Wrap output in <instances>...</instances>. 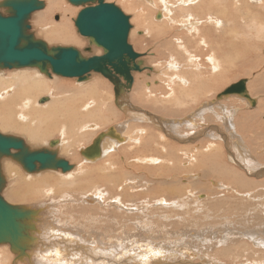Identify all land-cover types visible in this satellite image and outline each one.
<instances>
[{"label":"rangeland","instance_id":"rangeland-1","mask_svg":"<svg viewBox=\"0 0 264 264\" xmlns=\"http://www.w3.org/2000/svg\"><path fill=\"white\" fill-rule=\"evenodd\" d=\"M3 1L4 0H0V3ZM42 1L46 3V8L42 11L36 12L34 14L35 16L33 15L31 18L32 24L30 22L31 24L30 26H32L33 31L39 38H41V40L43 39L42 41H46L47 38L40 33L41 28L39 25L41 24H39L38 27L36 25V21L34 18L36 17L37 14L47 11L52 3L53 4L60 3L61 8H59L58 11L56 12H52V13L49 12L50 14L48 18L50 19L46 18V22H45L46 24L43 23L45 26L44 28H46L47 30L49 29L51 34L56 35L53 37L54 39H51L50 41L47 40L46 41L47 44L51 46L53 45L52 47H55V45L56 46L60 45L63 47L71 46L74 48L77 47L76 49L79 48L82 53L84 52L83 54H85L84 56L86 57L102 55L103 50H101V48L95 47L96 49L92 51V48L88 46V41H87L88 39L82 37L79 34L77 27L74 25V21L76 20L77 15L82 10L81 7H75L71 5L69 3V0H42ZM142 1L145 2V0ZM106 2L115 4L123 11V13L126 16L130 18L131 26L132 27L135 26V27L132 28L130 32L129 43L130 45H132L133 48H135V52L142 55V58H140L139 60L142 63L141 67L151 66V68L154 69V71H151L148 68H146L141 73L140 72L134 73L135 83L131 90V93L129 94L130 95L129 100L131 104L135 105L137 108L142 110V113L145 114L147 113L150 114L151 116L154 115L158 117V119L160 120L162 119L165 122L166 121L183 122L186 120L187 124L178 127V130L173 132L170 131L169 128L167 129L165 126H163V128H160L162 125L159 126V124L150 123L148 121L145 122L143 121L142 123L133 122L124 114H122L121 117H116L117 119L120 118L119 121H117V119L111 120L108 124L105 125L102 124L101 127L95 124L94 122L93 124L91 122L90 124L85 125V127L90 126L91 128L89 127L88 129L87 128L80 129V131L78 132L79 133L78 135L80 136L82 134L92 135L90 139L91 141L86 140V142L83 143L80 142L74 144L78 156V160L74 161L68 156L61 154L63 153L62 151H60V149L63 147L62 145H60L59 147L60 149L58 148L61 154L59 157L61 158L65 157L63 159L67 160L71 165L74 166V169L70 172L62 173L61 171L58 172L42 171V173L37 172L33 174L30 173L28 174L25 170H23L22 166H20L17 162L12 160L11 158H5L4 159L5 162H9L15 165L16 167H18V173H16L17 176L19 173L22 174L21 175L22 178L28 176L27 181H32L34 178H41L43 176L51 177L54 180H52L50 184L48 183L47 185L48 188H45V190H43V193L37 191L39 195L37 196V198H35L36 200H31L28 202H16L14 200L12 201L8 197V193L12 189L14 181L4 170V175L6 176L7 179V186L3 193L4 199H6L9 202L11 200L10 203L14 205L15 204L26 205L27 208L29 206L30 208L34 207V209L35 208L39 209L40 207L42 208L44 207V210H40L39 216L43 218L42 215H44V218H46L43 219L42 221L46 228L41 223L42 218L39 217L40 219H38L39 222L37 221V223L39 226L40 224L41 226L43 225L42 226L43 230L46 229L45 231L47 233H45V235L50 236L48 238H52L51 236H54L53 238L58 239L59 237H61V235H59L60 233L67 234L69 233V230H71L70 232H72L73 237H76L79 240L80 244L84 247L92 246L93 245L92 243L95 241V239L100 238L99 239L100 242L102 241L104 243L105 241L104 244H108V245L110 244L109 248L110 249L115 248L114 249L115 252L117 248H119L118 249L120 250L119 255L126 254L127 252L131 254H133V252L140 254L139 251L141 250L143 255L144 254L148 255V253L151 252L150 249H153L155 251L161 250L162 255H164L161 259L163 260H166L165 258L169 259L171 262H168V264L171 263L183 264L184 261L189 262V260L193 264H203L204 262L205 264H243V263L264 264V252H263L264 251V198H262V196L264 197V176L261 175L262 169H264V137H263L264 93L256 95L252 91V83L256 79L258 80V87L261 86L260 87L261 90L262 89L264 90V26H263L264 20H260L259 24H257L258 22L257 20L256 22L242 20L239 17L243 16V18L245 19L244 14H246V12H243L237 14L232 19L234 20V23H232L233 21L231 20L228 26H226L228 23H226V21H223V25L220 26V32H218V34L214 33L213 35H205L204 33H202V35L204 36L201 37L200 34L192 33V36H194L195 39L199 41L198 43L201 45H197L198 48H195L196 45H192L193 47L191 46V48H194L193 54L195 53L194 54L195 57L191 55L193 57V59H191L192 61L190 60V58L185 59L186 62L184 61L183 65L184 66L186 65V67L183 69V71H181V73L186 71L185 72L186 74L189 71L188 74H186V76L189 75V73H191L189 75L190 76L189 82H187L188 84H182L180 81H178L179 79L176 77V75H179L181 73H179L180 69L178 70L176 69L174 70V73L175 74L178 73V74L174 76L177 78V79L175 78V80H177L175 81L177 88L175 87V89L171 91L174 92L175 98L174 97L171 98L170 99L171 101L169 102L168 99L166 98L167 97L166 95L162 96L161 94L153 92L152 95L146 94V96L149 98H156L157 100L159 99L158 101H160V103L156 104L152 101L142 103V102H138V100L136 101L135 99H132V95H131L138 84L139 76H142L147 80L145 82L146 84L142 83L144 85V88H150V87L160 88V86H162L160 80L157 78V75H154L158 70L153 67L154 65H151L147 62L149 58L153 57V50L148 49V47L146 46L151 44V40L149 38V35L146 34L145 29L141 28L140 25V23L142 22L141 17L136 19L138 22L137 24L135 22V15H136L135 11L131 10L130 12V9L126 7L125 2L123 0H106ZM243 2L248 5L247 10L250 7V10H252L255 13V15L257 14L256 11H260L264 14V0L260 4L252 3L250 0L241 1L240 3ZM225 3L235 4L234 0H220V6H222ZM135 6L136 8L140 9L138 15L143 16L145 12L147 13L150 22L148 23V25L151 28H154L155 26L154 24H158L157 22L160 21V19H157L156 16L158 11H156L155 9L153 10V8L149 7L148 4L146 5V3L140 1H136ZM65 9L69 10L67 11L68 14H64L66 13ZM141 10H143L142 11L143 14H141L142 13ZM225 15L229 16V18L234 16L233 13L229 15L228 14ZM155 16L156 18H154ZM256 16H260V15H256ZM57 17H59V20H56ZM63 22H66V24L61 25L60 26L61 29H59L58 27H53L57 24H62ZM205 36H208V38H206ZM142 38H145L146 40L148 39L149 41L143 45L141 50L138 51L137 50L138 48L135 45V40H139ZM202 38H206V39L202 40ZM67 39L73 40L75 43L63 44V42ZM201 41L203 42L205 41L206 45ZM215 41L216 43L217 42L218 43L216 44ZM207 44L209 45L211 50L205 49V47L208 46ZM144 46L147 47L146 50H142L144 49ZM87 47L91 49V52H85V50L88 49ZM198 51L199 53L197 54L196 52ZM206 51H208L207 52L208 55L207 54L203 55V53H206ZM214 56L218 57V59H216L215 62H212L214 60H211L209 58H213ZM163 58L165 59L167 57H163ZM198 68H200V71L198 70ZM194 69L198 71L200 78L201 75H203V78L205 80L204 82H206L203 83L202 86H200L203 88L200 91H198L200 87L197 88L195 86V81L199 79H196L194 81V76L197 72ZM19 71H25L28 73L39 72V75L44 80H47L48 82L51 83L53 82H64L65 84L72 83L76 86L75 91H77L78 93L79 90H81L79 88H81L83 84L90 83L92 81L91 79L97 77L101 81L99 86L100 92L103 95H105L107 98H112L110 100L111 103H109V107H107V109L119 113H121L122 111L116 108V106L113 103L115 94L112 89L111 83L108 81V79L100 76L99 74L96 73L91 74L90 77L87 79V81H84L82 83L78 82L76 78L70 79V78H62L58 76L49 78L48 76L46 75L44 76V74L40 73V71H38L37 69L35 70L34 68H25V69H17V70L15 69L1 70L0 74L4 78L5 77L8 78V76L16 74ZM243 79H248L247 90L251 98L256 101L255 106H253L251 103L249 104V101L247 102L246 99H243L242 97L239 98L240 96L238 95L229 96L230 98L225 97L224 99L216 103L217 95H220L231 85L238 83ZM158 83H160V86ZM211 89L212 92L210 91ZM60 91H63V89L58 85L57 87L54 88V92L52 91V92L44 93L41 96H38L35 99V101H31L32 108L27 109L26 112L33 113L36 117H40L42 121H40V119L33 118V116L30 117L26 116L23 117L24 119L22 118L24 120L22 121L25 122L24 124L29 128H31L32 130H38L46 133L48 132L46 130H49V127H47L45 124V121L47 119L52 118L53 120L52 125L59 126L61 122L60 118L62 119V117L65 114H68L65 113L66 105H64L63 111L56 110L57 108V105H55L56 102L62 101V97L59 95ZM206 91H208V93H206ZM45 97H49L50 101H47L45 103H40V100ZM84 99L89 100L90 96H87ZM75 100L79 101V99H75ZM3 101L4 100H0V104L3 103ZM72 104L73 101L71 99V105ZM50 105L53 108H49L51 107ZM90 107H91L90 112L95 113L98 111L93 106ZM1 108L2 105L0 106V109ZM44 108L47 109H45V111L42 114H37L39 110ZM258 108L262 110L261 112L262 115L260 114L255 115L254 112L256 111L258 112L259 111ZM21 109L23 108H20V110ZM79 109H81V106ZM104 109H105V105H102L100 107V112L98 113L99 117H101L102 110ZM88 118L89 115L86 117V119L83 118L82 121L80 120L79 122L84 123L86 121H92V119L90 118L88 119ZM26 119L27 121H25ZM199 119L201 121H199ZM98 121H100V119ZM126 121L128 122L127 123L128 125L125 128L126 130L124 129V131H122L120 129V133H123L125 137L127 135V137L133 139L135 138L141 139L139 149L143 150L144 148L145 150L149 149V151L151 149V153L149 155L150 157L146 160L143 159L142 155H140L139 160H135L133 156L131 159H128V162H132L131 165L136 164L140 168L138 170H135L136 174L133 175V178L132 176L127 177V174H132L131 173L132 171L127 167H124L127 159L121 153L126 154V151L128 150L131 151V152L128 151V153L137 154L140 152L136 150L137 147L133 145V142L131 140L127 141L123 145L119 144L116 151L112 152L111 154V156L114 155L112 158L113 165H111V168L117 171V173H123V171H125V174H123V177L121 178L119 184L116 185L115 187H111V189L113 190H111L109 187L105 185L103 186L98 185L93 189L92 187L91 188L89 187L86 190H82V191L79 190L78 193L79 197L75 196L76 198L78 197L77 200L78 199L79 200L75 202L73 200V196H71L72 194L70 193V189L71 191L75 190L77 186L76 184L78 183V180L73 177L75 175L74 173L76 171L85 172L88 168L100 166L105 162V160H107V157L106 158L101 157L100 159H97L95 161L86 160L82 157L80 150L81 149L83 150L85 147L87 146L89 147L90 145H92L94 142L93 140H95L97 136H99L104 131H107L109 128L117 127V125L120 126L119 123L122 125ZM165 128L167 130H165ZM212 129H216L218 131L214 130L213 132L214 134L210 133L211 134L210 135L209 132L212 131H208V130H212ZM219 129L220 130L222 129V131H220ZM142 130H143L141 134L142 136H140L138 133L137 136H135L136 132L139 131L141 132ZM163 130L170 132L171 137L168 134H166V132H163ZM144 131L146 132V134ZM8 132L9 133L0 130V133L1 134L3 133V135L8 134L11 136H18V137L21 136V138H24L29 144H31L30 146H32L33 149L36 150H40L43 147L45 148L48 145V143L53 140H57V139L61 140L60 132H54L55 135L51 138H48V140H46L44 144L35 143L31 139H28L29 136L25 132H16L12 130H8ZM143 134L145 137L142 145ZM213 135L215 136L217 135L218 139ZM204 136L205 138L201 139ZM188 137L190 138L187 139ZM199 138L201 140H198ZM225 139L228 140L225 141ZM110 142L117 144V142H115L114 140H110ZM146 144L148 148L145 147ZM157 144L159 145V149L163 152L162 154L161 153L154 154ZM197 145L200 146L199 152L203 150L205 151V149H209L210 146L212 147L211 152L212 153L213 151L215 152L214 158L217 159L218 164H221L223 166V168L220 169V175H217L215 177L204 176L203 171L209 170L207 166H204V164H203L202 172L198 170L199 169L198 167L202 165V162H199L200 157L198 160H195L197 154H195L194 148L197 147ZM48 146L47 148H50V146L49 147ZM164 149H166L167 152L169 153L167 154L168 158H166L165 155L166 151ZM237 149L243 154L249 156V158L245 157V159L249 161L252 167L251 166L245 167V165L243 164L244 168H241L239 167V165L235 163L236 161L238 162V160H240L237 157L238 156ZM204 153L208 154L210 152L207 151ZM229 154L230 156L231 155L233 156L235 154L234 158L236 161H234V158L232 159V157H230ZM155 157L158 159V166L152 165L153 167L152 168L151 166L145 165L147 161H152V160L156 161L157 159ZM230 158L232 160H230ZM190 162L191 164L189 165ZM81 163L82 165H80ZM160 165L161 166L166 165V167L169 166V168L163 170L160 169L159 167ZM224 166L227 168V170ZM258 174L261 175L262 177H257ZM167 175L169 176V178L167 179L171 178L170 180L164 178V176ZM60 178L64 180L63 183H61L62 185L57 181V180L62 181ZM164 181H167V183L165 182L166 184H163ZM157 182H159L164 186L171 185L175 189H179L181 191L179 195L181 194L186 195L188 206L186 207L182 206L184 208L182 207L179 208L178 205H181V203L175 201L176 199L170 200L168 201L169 202L168 203L166 201H163L162 198H159V196H163V197L165 196L158 194V193H164V191L162 189H156ZM127 183L128 185L126 188H128L130 185V190L123 192L121 186H123L124 184L126 186ZM44 187L45 185L42 188ZM65 187L66 188L68 187V189H66ZM72 187L74 189H72ZM100 188L101 190H99ZM46 189L48 190L46 191ZM94 189H98V190L95 191ZM49 192H52V194ZM98 192L101 194L102 193L106 194L103 200H101L99 197L97 198V196L95 198L94 195L98 194ZM65 193L69 194L67 196L68 197L70 196V198H72L71 201L73 202H68L66 199H64L63 201L61 199V197ZM179 195H178V199L184 200L183 199L184 196L180 198ZM90 197H93L95 200L90 201ZM117 198L119 199V202L114 203L115 199L117 200ZM37 199L40 200L38 201ZM188 199L190 200V202ZM159 202L162 203L160 204ZM173 202L175 204L178 203L177 209H173L169 207L170 210H165L166 206H169L170 204L172 205ZM77 206H78L77 208L78 212L77 210H74V208ZM151 206H153V208ZM160 206L163 207V209L160 208ZM212 206L213 207L215 206V208H213ZM96 207L100 210H105L104 212L111 213L113 216L111 220L105 221L100 218H97L93 214ZM84 208L85 211L82 210ZM67 212H68V217H67ZM113 212H116V214H120L121 216L118 217L117 215L113 214ZM164 216L165 218L170 216V220L167 221V219H165ZM48 222L55 229L49 227V225L47 224ZM136 226L138 229L136 228ZM103 228L107 229V231L104 234H102L103 232L100 233L101 229ZM139 228L141 229L139 230ZM240 231L242 233H239ZM38 232L32 233L31 231L30 233L36 234V237L38 236L39 238V236L41 237L42 235H40L41 233L39 234ZM52 232L55 234H53ZM56 232L58 233V235H56L57 234ZM110 235L111 237L112 236L113 237L111 238ZM230 235L232 238L229 237ZM251 235L253 238L251 237ZM47 236L46 237L44 236L45 240H47ZM107 236L108 238L110 237L111 239L110 238L107 239ZM258 237L261 239H259ZM37 241L39 242L38 239ZM155 245L157 247L156 249H154ZM244 246L245 248L248 249V251H251L252 254L245 253L246 251ZM121 249H123L124 252L121 251ZM231 249H236V251L234 250L235 251L234 253H227L225 256L224 252L226 250H231ZM242 253H244V255H242ZM41 259L42 262L40 264H44L45 263L44 261H47L44 257H41ZM13 260H14V256L10 251L9 247L6 245L4 246L0 245V264H12L14 263ZM163 260H161L160 264H166V263H162ZM174 261L176 263H174ZM34 262L35 259H32L31 263L34 264ZM19 264H29V262L28 263L19 262Z\"/></svg>","mask_w":264,"mask_h":264},{"label":"bare ground","instance_id":"bare-ground-1","mask_svg":"<svg viewBox=\"0 0 264 264\" xmlns=\"http://www.w3.org/2000/svg\"><path fill=\"white\" fill-rule=\"evenodd\" d=\"M42 1V0H41ZM125 2V5L128 9H130V12L131 10H134L136 15H135V22L138 24L137 20L139 17H141V20L142 22L140 23L141 25V28H144L145 31H146V34L149 35V38L151 40V44L150 45H146L148 47V49H152L153 50V57L149 58L148 59V63L151 64V65H154L153 67L156 68L157 72L156 74L154 75H157V78L160 80L162 86H160V83L159 86L160 88H144V84H146L145 82L147 81L144 77L142 76H139L138 77V84L135 88V90L132 92V99H135L136 101L138 100V102H154L156 104L160 103V101H158L156 98H149L146 96V94L148 95H152L153 92H156L158 94H161L162 96H167L166 98L168 99V101L170 102L171 98H175V94L174 92H171L175 89L176 87V84H175V78L177 77L182 84H188L187 82H189V79H190V74L186 76V74H188V72L185 74V72H182L183 69L186 67V65L184 66V61L186 62L185 59L187 58H190L193 59V57H195V53L193 54L194 52V48H191L192 45H201L199 44L195 37L192 36V33H196V34H200L201 37H203L204 35H202V33H204L205 35H213L214 33L218 34V32H220V26L223 25V21H226V23H228L226 26L229 25L230 21L237 15V14H240V13H243V12H246L245 15V19L243 18V16H240L239 18L242 19V20H248V21H254L256 22V20L258 21L257 24L260 23V20H264V14L260 11H256L257 14L256 15H260V16H256L255 13L250 10V7L249 9L247 10L248 8V5L246 3H240L241 1H245V0H234L235 4H231V3H225L223 4L222 6H220V0H145L142 1V0H123ZM136 1H140V2H143V3H146V5L148 4L149 7H152L153 10L155 9L157 12L156 16H157V19H160V21H158L157 23L158 24H154V28H151L148 23L149 22V18L147 16V13L145 12L144 15H138L139 13V10L138 8H136L135 6V3ZM252 3H256V4H260L261 2H263V0H250ZM257 1V2H255ZM44 2V1H43ZM48 3V2H47ZM52 3V2H51ZM239 3V4H238ZM46 5V3H45ZM141 5H144V4H141ZM61 4L58 3V4H51L50 8L43 12V13H39L36 15V17L34 18L35 21H36V25L40 26L41 28V31L40 33L47 38V40H51V39H54L53 37L56 36V35H53L50 33V30L44 28V24L46 22V18L49 17V14L52 13V12H56L58 11ZM65 6V5H64ZM46 8V6H45ZM44 8V9H45ZM144 8V7H143ZM43 9V10H44ZM63 10V8H62ZM67 11L69 10H66L65 9V12L64 14H68ZM143 10H141L142 12ZM50 12V13H49ZM153 12V11H152ZM63 13V12H62ZM233 13L234 16L233 17H230L225 15V14H231ZM35 13L32 14V16L34 15ZM143 14V12L141 13ZM79 15V14H78ZM77 15V17H78ZM31 16V18H32ZM35 16V15H34ZM156 16L154 18H156ZM69 17V16H68ZM50 19V18H48ZM77 19V18H76ZM241 20V21H242ZM32 20L30 19V22ZM50 21V20H49ZM76 21V20H75ZM75 21H74V25L76 26L75 24ZM234 23V20H232ZM29 22V23H30ZM71 22V21H70ZM244 22V21H243ZM34 23V22H33ZM49 23H52V22H49ZM32 24V22H31ZM30 24V25H31ZM46 24V23H45ZM66 22H63L62 24H57L53 27H58L59 29H61V25H65ZM38 26V27H39ZM42 26V27H41ZM264 26V25H263ZM34 27V26H33ZM135 27V26H134ZM132 27V28H134ZM138 27V26H137ZM78 29V28H77ZM224 30V29H223ZM33 28L31 26V33L34 34L35 38L36 39H39L41 40V38H39L35 32L33 31ZM79 32V31H78ZM68 33V31H67ZM65 34V33H64ZM63 34V35H64ZM215 34V35H216ZM220 34V33H219ZM62 35V36H63ZM134 36V35H133ZM132 36V37H133ZM218 36V35H217ZM224 36V35H223ZM206 38H208V36H205ZM56 38V37H55ZM65 38V37H64ZM76 38V37H75ZM130 38V37H129ZM206 38H202V40H205ZM213 38V36H212ZM87 39V38H86ZM211 39V38H209ZM217 39V38H216ZM43 40V39H42ZM46 40V41H47ZM44 41V42H46ZM88 41V46L90 48H92V51L95 50L96 46L93 45L89 40ZM149 40L145 39V38H142V39H139V40H135V45L137 46V50H141V48L143 47L144 44H146ZM209 41V40H208ZM214 41V40H213ZM220 41V40H219ZM203 42V41H201ZM47 43V42H46ZM75 43L73 40H70V39H67L63 42V44H73ZM150 43V42H149ZM194 43V44H192ZM205 45L207 43V40H206V43L205 41L203 42ZM213 43V42H212ZM216 43V41H215ZM214 43V44H215ZM218 43V42H217ZM216 43V44H217ZM220 43V42H219ZM208 45V44H207ZM53 46V45H52ZM51 45H49V47H52ZM56 46V45H55ZM60 46V45H59ZM135 46V47H136ZM144 46V49L142 50H146L147 47ZM195 48H198V46ZM63 47V46H62ZM69 47V46H68ZM71 47V46H70ZM87 47V48H89ZM193 47V46H192ZM205 47V46H204ZM219 47V46H218ZM77 48V47H75ZM172 48V49H171ZM202 48V46H201ZM213 48V47H212ZM79 49V48H78ZM206 50H209L210 47L209 45L207 47H205ZM80 50V49H79ZM102 50V49H101ZM135 50V48H134ZM202 50V49H201ZM211 50V49H210ZM248 50V49H247ZM197 51V49H196ZM205 51V50H204ZM213 51V50H212ZM216 51V50H215ZM202 52V51H201ZM201 52H200V55H201ZM208 51H206V53H203V55L207 54ZM246 52V51H245ZM84 53V52H83ZM145 53V52H144ZM188 53V54H187ZM197 54L199 53L196 52ZM210 53V52H209ZM103 54V53H102ZM85 55V54H84ZM193 55V57L191 56ZM208 55V54H207ZM211 55V54H210ZM215 55V54H214ZM189 56V57H188ZM199 56V55H198ZM197 56V57H198ZM218 56V55H217ZM89 57V56H88ZM163 57H167V58H163ZM186 57V58H185ZM201 57V56H200ZM204 57V56H202ZM209 57V56H208ZM162 58V59H161ZM147 59V58H146ZM197 59V58H196ZM211 60H214L212 62H215L216 59H218V57L214 56L213 58H209ZM192 61V60H191ZM203 61V60H201ZM193 63V62H192ZM200 64V62H199ZM203 64V63H202ZM201 64V65H202ZM204 65V64H203ZM156 66V67H155ZM203 67V66H202ZM206 67V66H204ZM143 68H148L149 70L151 71H154V69L150 67H147V66H144ZM193 68V66H192ZM36 70V68H34ZM179 70V75H176L178 73H174V70ZM188 69V68H187ZM197 69V68H196ZM194 69V70H196ZM17 70V69H15ZM38 70V69H37ZM198 70L200 71V68H198ZM1 71V70H0ZM39 71V70H38ZM51 71V70H50ZM170 71V72H169ZM197 71V70H196ZM143 72V71H142ZM51 73V77L49 78H52V77H56V75H54L52 72ZM141 73V72H140ZM201 73V72H200ZM245 73V72H244ZM93 74V73H91ZM90 74V75H91ZM98 74V73H96ZM100 76H102L101 74H99ZM176 75V77L174 76ZM45 76V75H44ZM198 74V71L196 72L195 76H194V81L196 79H199L197 81H195V86L198 88L200 86H202L203 83H206L204 82V78H203V75H201V78ZM60 77V76H58ZM103 77V76H102ZM198 77V78H197ZM254 77V76H253ZM63 78V77H62ZM105 78V77H104ZM176 78V79H177ZM70 79H74V78H70ZM154 79V78H153ZM151 79V80H153ZM52 80V79H51ZM76 80L78 81V79L76 78ZM75 80V81H76ZM92 81L90 83H87V84H83L81 86V90H79V93L77 91H75V85L74 84H65L64 82H48L47 80H44L40 75H39V72H33V73H28V72H25V71H19L17 72L16 74H13L11 76H8V78H4L3 76H1L0 74V100H4L3 103L0 104V106L2 105V108L0 109V130L3 131V132H8V130H12V131H16V132H25L28 134V139H31L33 142L35 143H42L44 144L46 142V140H48V138H51L55 135L54 132H60L61 134V140L57 139V140H53L55 142H57V145H56V150L58 151V156H60L61 154H64L65 156H68L69 158H71L72 160H78V156H77V153H76V149H75V146L74 144H77V143H83V142H86V140H90L91 139V136L92 135H89V134H82L81 136L78 135L80 129H88L90 126H86L87 124H90L92 122L97 124L98 126L101 127L102 124H108L111 120H116L117 118L116 117H121L122 114H124L126 117H128L131 121L133 122H145V121H148L150 123H154V124H159V126H161L160 128H163V126H165L167 129L169 128L170 131H173L175 132L176 130H178V127H181L183 125H186L187 122L186 120L181 122V121H178V122H175V121H163L162 119H158V117L154 116V115H150V114H145V113H142V110H140L139 108H137L135 105H132L130 100H129V94L131 93V90L134 86V83H135V79H134V83L132 85V87L130 89H127L125 88V81L123 78H121V83H122V86H120V90H119V97L116 96V93H115V85L112 84L109 80V82L111 83L112 85V89L114 91V94H115V98L113 99V103L114 105L116 106V108L122 110L121 113L119 112H116V111H110L107 109V107H109V103L110 100L112 98H107L105 95H103L101 92H100V89H99V86H100V79L97 78V77H94L93 79H91ZM137 80V79H136ZM248 81V79H246ZM87 81V80H86ZM174 81V82H173ZM250 81V80H249ZM80 82V81H78ZM82 83V82H81ZM149 83V82H148ZM154 83V82H153ZM59 87H61L63 89V91H60L59 95L62 97V101H57L55 105H57V108L56 110H64V105L65 106V113H68V114H65L62 119L60 118V124L59 126H54L52 125L53 123V120L52 118L51 119H47L45 121V124L47 127H49V130H46L48 131L47 133L46 132H42V131H38V130H32L31 128H29L28 126H26L23 122L24 118L23 117H30V116H33V118H36V119H40V117H36L33 113H30V112H26L27 109H31L32 108V102L31 101H35V99L38 97V96H41L42 94L44 93H48V92H54V88L57 87L58 85ZM248 84V83H247ZM149 85V84H148ZM154 85V84H153ZM215 86V85H214ZM181 87V86H180ZM178 87V88H180ZM183 87V86H182ZM185 87V85H184ZM261 86L258 87V80L256 79L253 83H252V91L254 92V94L256 95H259V94H263L264 93V90L260 88ZM177 88V87H176ZM201 89H203L202 87H200L198 89V91H200ZM185 90V89H184ZM214 90V89H213ZM182 91V90H181ZM212 92V89L210 90ZM209 91V92H210ZM248 91V90H247ZM206 93H208V91H206ZM249 94V92H248ZM51 95V94H50ZM250 95V94H249ZM87 96H90V99H84L85 97ZM219 95L216 96V98L218 97ZM110 97V96H109ZM152 97V96H151ZM236 97V96H235ZM251 97V96H250ZM45 98H48V101H50V98L49 97H45ZM43 98V99H45ZM230 98V97H228ZM241 98V97H239ZM71 99L73 101V104L71 105ZM75 99H79V101H76ZM224 99V98H222ZM221 99V100H222ZM244 99V98H243ZM42 100V99H41ZM40 100V101H41ZM135 101V102H136ZM220 100L217 99L216 103H218ZM248 102V100H247ZM82 104V105H81ZM148 104V103H147ZM246 104V103H245ZM250 104V102H249ZM68 105V106H67ZM102 105H105V109L102 110V114H101V117L98 116V113L100 112V107ZM244 105V104H243ZM51 106V105H50ZM81 106V109H79ZM90 106H93L94 108H96L98 111L97 112H90ZM20 108H23L20 110ZM49 108H53L52 106L49 107ZM45 109L47 108H44V109H41L37 112V114H42ZM258 112H254L255 115H262L261 112L262 110H260L258 108ZM195 112V111H194ZM52 113V112H51ZM150 113V112H149ZM200 114V113H199ZM89 115V118L92 119V121H86L84 123H80L79 121L84 118L86 119V117ZM202 116V115H201ZM23 118V119H22ZM54 118V117H53ZM88 118V119H89ZM194 118V117H193ZM100 119V121H98ZM128 119V120H129ZM146 119V120H144ZM23 120V121H22ZM119 119H117V121H119ZM127 120V121H128ZM205 120V119H204ZM27 121V119L25 120ZM122 122L123 124L121 125L119 123L120 126L117 125V127H113V128H109V129H112V133L113 135L112 136H109L107 138H105V140L102 142L101 144V151H102V154L101 156L98 158L100 159L101 157L103 158H106L107 157V160H105V162L103 164H101L100 166H97V167H93V168H88L85 172H78L76 171L74 174V178L78 180V183L76 184V189L75 190H72L70 189V193L72 194L71 196H73V200L75 202H77V198L79 197L78 196V193H79V190H86L87 188H95L97 187L98 185H105L107 187H109L111 189V187H115L116 185L119 184V182L121 181V178L123 177V174H125V171H123V173H117V171L113 170L111 168V165L112 164V158L114 155L111 156L112 152H115L118 145H123L125 144L127 141H132L133 142V145H135V147H137L136 150H138L140 153H128V151H126V154L124 153H121L126 159L127 161L125 162V166L124 167H127L128 169H130L132 172V174H127V177L128 176H132L133 178V175L136 174L135 170H138L140 167H138L136 164H133L131 165L132 162H128V159H131L132 156L134 157L135 160H139V157L140 155H142L143 159H148L150 156V153H151V149L149 151L148 150H145L143 148L142 149H139L140 148V142H141V139L139 138H130V137H126L124 136L123 133H120V129L122 131H124V129L127 127V123L128 122ZM199 121H201L199 119ZM196 122V121H195ZM201 123V122H200ZM228 124V123H227ZM94 127V126H93ZM130 127V126H129ZM172 127V128H171ZM231 127V126H230ZM91 128V127H90ZM159 128V129H160ZM165 128V130H167ZM203 128V127H202ZM47 129V128H46ZM108 129V130H109ZM196 129V128H195ZM7 130V131H6ZM45 130V129H44ZM107 130V131H108ZM126 130V129H125ZM163 130V132H166V134H168L170 136V132H167ZM191 130V129H190ZM193 130V129H192ZM215 131H218L216 129H212V130H208V131H212V132H209L210 133H213ZM220 130V129H219ZM222 131V129L220 130ZM224 131V130H223ZM252 131V130H251ZM106 132V131H104ZM136 132V131H135ZM143 130L140 132H136L135 136H137V133L142 136ZM145 132V131H144ZM206 132V131H205ZM133 133V132H132ZM217 133V132H216ZM215 133V134H216ZM229 133V132H227ZM3 134V133H2ZM11 134V133H10ZM146 134V132H145ZM187 134V133H186ZM194 134V133H193ZM208 134V135H209ZM214 134V133H213ZM224 134V133H223ZM8 135V134H7ZM44 135V137H43ZM131 135V134H130ZM178 135V134H177ZM190 135V134H189ZM211 135V134H210ZM218 135V134H217ZM215 136L216 138L218 136ZM228 135V134H227ZM129 136V135H128ZM18 137V136H16ZM98 137V136H97ZM144 134H143V137H142V145H143V142H144ZM171 137V136H170ZM213 137V138H215ZM256 137V135H255ZM259 137V136H257ZM263 137H264V134H263ZM21 138V136L19 137ZM190 137H188L187 139H189ZM204 137H202L201 139H204ZM208 138V137H207ZM26 145L31 149V150H36V149H33L32 146H30L31 144H29L24 138H22ZM183 139V138H182ZM200 138L198 140H201ZM218 139V138H217ZM216 139V140H217ZM59 140V141H58ZM110 140H114L115 142H117V144H114L113 142H110ZM193 140V139H192ZM220 140V139H219ZM228 140V139H225V141ZM29 141V140H28ZM51 141V142H53ZM91 141V140H90ZM94 141V140H93ZM177 141V140H176ZM180 141V139H179ZM195 141V140H194ZM51 142L48 143L51 144ZM187 142V141H185ZM92 143V142H91ZM192 143V141H191ZM232 143V142H231ZM89 144V143H88ZM228 144V143H227ZM47 145V146H48ZM60 145H62L63 147L60 149ZM235 145V144H234ZM47 146L45 148H47ZM50 146V145H49ZM48 146V147H49ZM91 146V145H90ZM239 146V145H238ZM88 147V146H87ZM87 147L83 148L86 149ZM146 148L147 147V144L145 146ZM200 146L197 145V147H195L194 149V152L196 155L195 157V160H198L199 157H200V161L199 162H202V165L200 167H198L199 171L202 172V169H203V164L204 166H207L208 167V171L204 170V176H208V177H215L217 175H220V169L223 168V166L221 164H218V161L217 159H215V152L213 151V153L211 152L212 150V147L210 146L209 149H205V151H200ZM240 147V146H239ZM44 148V147H43ZM62 151L63 153L60 154V151ZM234 148V147H233ZM260 148V147H259ZM83 149V150H84ZM127 149V148H125ZM124 149V150H125ZM135 149V148H134ZM188 149V148H187ZM244 149V148H243ZM82 150V149H81ZM80 150V152H81ZM166 151V158H168L167 154H169L167 152L166 149H164ZM182 151V150H181ZM210 152L208 154H205L204 152ZM238 158L243 162H241L240 160H238V162L235 160L234 158V155L229 156L232 157V159L234 158V161H236L235 163L237 165H239V167L241 168H244V165L245 167H248V166H251L252 165L249 163V161L247 159H245V157H248V155H245L243 154L242 152H240L238 149ZM236 151V152H237ZM131 152V151H130ZM180 152V151H179ZM235 152V153H236ZM244 152V151H243ZM142 153V154H141ZM162 154L163 152L159 149V145L157 144L156 148H155V153L154 154ZM248 153V152H247ZM190 154V153H189ZM235 156V157H236ZM60 158V157H59ZM65 158V157H63ZM156 158V157H155ZM157 159V158H156ZM230 158V160H232ZM237 159V158H236ZM190 160V159H189ZM143 161V160H141ZM83 163V162H82ZM82 163L80 165H82ZM146 163V162H145ZM149 163V164H147ZM147 163L145 164L146 166H151L152 165H157L158 166V159L156 161H147ZM191 164V162L189 163V165ZM244 164V165H243ZM115 165V164H114ZM261 165V164H260ZM21 166V165H20ZM39 167V165H37ZM168 166V165H167ZM226 166V165H225ZM224 166V167H225ZM160 169H163V170H166L168 167L165 166H159ZM228 167V166H227ZM153 168V167H152ZM150 168V169H152ZM158 168V167H156ZM226 168V167H225ZM250 168V167H249ZM79 169V168H78ZM4 170L5 172L12 178V180L14 181V184L12 186V189L10 190V192L8 193V197L13 201H16V202H28V201H31V200H36L35 198H37V196L39 195L37 191H40L41 193H43V190H45V188H48V183L50 184V182L52 180H54L53 178L51 177H47V176H43L41 178H34L32 181H27V177L28 176H25V178H22L21 175L22 174H18V176L16 175V173H18V167H16L15 165L9 163V162H5V160H2V174L3 176L5 177L6 179V176L4 175ZM24 170V169H23ZM110 170V171H109ZM186 170V169H185ZM227 170V168H226ZM264 169H262V173L261 175L264 176ZM44 172V171H43ZM58 172V171H56ZM165 172V171H164ZM200 172V173H201ZM225 172V171H224ZM42 173V172H40ZM29 174V173H28ZM138 174V173H137ZM248 174V173H247ZM260 174V172H259ZM257 175V177H262L261 175ZM61 175V174H60ZM71 176V175H70ZM183 177V176H182ZM197 177V176H196ZM64 178V177H63ZM131 178V179H132ZM138 178V177H137ZM165 179L169 178V176H164ZM61 179V178H60ZM65 179V178H64ZM171 179V178H170ZM170 179H167V180H170ZM62 180V179H61ZM68 180V179H67ZM129 180V179H128ZM140 180V179H139ZM157 180V179H156ZM60 184L63 183L64 180L60 181V180H57ZM125 182V181H124ZM123 182V183H124ZM167 181H164L163 184H166ZM186 183V182H185ZM66 184V183H65ZM108 184V185H107ZM190 184V183H189ZM212 184V183H211ZM45 185L44 188H42L43 186ZM62 185V184H61ZM128 185V183L121 186L122 187V190L123 192L127 191V190H130V185L128 188H126ZM6 186H7V179H6ZM66 186V185H65ZM132 186V185H131ZM215 186H216V183H215ZM224 186V185H222ZM9 187V186H8ZM60 187V186H59ZM62 187V186H61ZM101 187V186H100ZM106 187V188H107ZM134 187V186H133ZM139 187V186H138ZM66 188V187H65ZM120 188V187H119ZM118 188V189H119ZM126 188V189H125ZM68 189V187L66 188ZM72 189H74L72 187ZM156 189H162L164 191V193H158V194H161V195H164L165 197L163 196H159V198H162L163 201H170V200H175V201H178L179 203H181V205H178L179 208H181L182 206H188V202H187V199H186V195L184 194H180V190L179 189H175L173 186L171 185H168V186H164L162 184H160L159 182H157L156 184ZM226 189V188H225ZM48 189H46L47 191ZM95 191H97L98 189H94ZM101 190V188L99 189ZM113 190V189H111ZM134 190V188H133ZM132 190V191H133ZM55 191V190H54ZM57 191V190H56ZM61 191V190H60ZM103 191V190H102ZM90 192V190H89ZM100 192V191H99ZM94 195L95 198L97 196V198L99 197L101 200H103L106 196V194H101L99 193ZM3 193L4 191L2 192V196H3ZM52 194V192H49ZM88 193V192H86ZM46 194V193H44ZM48 195V193H47ZM56 195V194H54ZM67 195H69L68 193H65L61 199L64 201V199H66L68 202H73L71 201L72 198H70V196L68 197ZM92 195V194H91ZM125 195V194H124ZM178 195L179 197L181 198L182 196H184V200L182 199H178ZM58 196V195H57ZM56 196V197H57ZM75 196H78L77 198ZM112 196V195H111ZM120 196V195H119ZM55 197V198H56ZM83 197V196H82ZM123 197V195H122ZM177 197V198H176ZM216 197V196H215ZM4 198V197H3ZM84 198V197H83ZM262 198H264L262 196ZM195 199V198H194ZM198 199V197H197ZM207 199V198H206ZM256 199V198H255ZM259 199V198H258ZM10 200V202H11ZM38 200V199H37ZM40 200V199H39ZM38 200V201H39ZM65 200V201H66ZM95 199L93 197H90V201H94ZM189 200V199H188ZM6 202H8L10 205H13V206H25L26 205H22V204H12L10 203L9 201H7L5 199ZM97 201V200H96ZM193 201V200H192ZM198 201V200H197ZM207 201V200H206ZM213 201V200H212ZM257 201V200H256ZM33 202V201H32ZM119 202V199L117 198V200L115 199V202ZM157 202V201H156ZM190 202V200H189ZM36 203V202H35ZM45 203V202H44ZM122 203V202H121ZM155 203V201H154ZM158 203V202H157ZM160 204L162 202H159ZM169 203V202H168ZM174 203V202H173ZM172 205L170 204L169 206H166L165 210H170V208H173V209H177V204H173ZM201 203V202H199ZM215 203V202H214ZM34 204V203H33ZM113 204V203H112ZM42 205V204H41ZM48 205V204H47ZM54 205V204H53ZM63 205V204H62ZM74 205V204H73ZM72 205V206H73ZM158 205V204H157ZM208 205V204H207ZM210 205V204H209ZM217 205V204H216ZM34 206V205H33ZM57 206V205H56ZM68 206V205H67ZM76 206V205H75ZM159 206V205H158ZM193 206V205H192ZM200 206V205H199ZM101 207V206H100ZM123 207V206H122ZM147 207V206H146ZM153 208V206H151ZM156 207V206H155ZM195 207V206H194ZM213 207V206H212ZM218 207V206H217ZM27 208V207H26ZM70 208V207H69ZM73 208V207H71ZM78 206L74 208V210H77ZM81 208V207H80ZM86 208V207H85ZM85 208L82 209L85 211ZM160 208L163 209V207L160 206ZM184 208V207H182ZM210 208V207H209ZM215 208V206L213 207ZM28 209H34V207H31L30 206L28 207ZM36 209V208H35ZM90 209V208H89ZM125 209V208H124ZM36 210H44V207H40L39 209H36ZM50 210V209H49ZM53 210V209H52ZM80 210V209H79ZM81 210V211H82ZM142 210V209H141ZM160 210V209H159ZM51 211V210H50ZM54 211V210H53ZM88 211V210H87ZM105 210H100L96 207V209L94 210V215L97 217V218H100L102 220H111V218L113 217L111 213H108V212H104ZM127 211V210H126ZM78 212V210H77ZM164 212V211H163ZM53 213V212H52ZM72 213V212H71ZM50 214V213H49ZM48 214V215H49ZM55 214V213H54ZM59 214V213H58ZM113 214L117 215L118 217L121 216L120 214H116V212H113ZM42 215V214H40ZM60 215V214H59ZM77 215V214H76ZM114 215V216H115ZM42 217L39 216V213L38 214H35L33 215V217L31 218L30 220V224H32V226L30 227L32 230V233L34 232H38L40 235H42L41 237L38 236L36 237V234H29L28 233V236H29V239H24V243L23 245L26 246V249L24 251V256L26 257H19L17 254L13 253L10 249V251L12 252L13 256H14V260L12 264H19V262L21 263H24V262H29V264L31 263L32 259H35V262L34 264H40L42 261L41 257H44L47 261H44L45 263L44 264H160L161 259L164 255H162V252L161 250H153V249H150V251H147V252H150L148 253V255L144 254L139 251L140 254L138 253H135L133 252V254L131 253H126V254H120V250H118L119 248H117L116 252L114 251V249H110L109 248V245L108 244H104V243L101 241L100 242V238L99 239H95V241L90 244L92 246H87V247H84L80 244L79 240L76 238V237H73L72 235V232H70L71 230H69V233L67 234H59L61 235V237H59L58 239L56 238H53L54 236H51L52 238H48L50 236H47L45 235V233H47L45 230V225L44 223L42 222L43 219H46L44 218V215H42ZM70 216V215H69ZM158 216V215H157ZM41 219V223L44 225V229H42V226L40 224V226L38 225L37 221L38 219ZM49 217V216H48ZM53 217V216H52ZM51 217V218H52ZM66 217V216H65ZM67 217H68V212H67ZM74 217V216H73ZM148 217V216H147ZM159 217V216H158ZM161 217V216H160ZM54 218V217H53ZM84 218V217H83ZM162 218V217H161ZM165 218V216H164ZM181 218V217H180ZM55 219V218H54ZM165 219L170 220V216L166 217ZM179 219V218H177ZM52 220V219H51ZM50 220V221H51ZM39 222V221H38ZM57 222V221H56ZM61 222V221H59ZM142 223V222H141ZM49 225V227H52V225H50V223L48 222L47 223ZM60 224V223H59ZM73 224V223H72ZM40 227H38V226ZM77 225V223H76ZM134 225V224H133ZM35 226V227H34ZM125 226V225H124ZM135 226V225H134ZM240 227V226H239ZM39 228V229H38ZM54 228V227H52ZM107 228V227H106ZM106 228H103L101 229V232L102 234H104L107 229ZM137 228V226H136ZM55 229V228H54ZM138 229V228H137ZM141 228H139L140 230ZM153 229V228H152ZM164 229V228H163ZM47 230H48V227H47ZM239 230V229H238ZM242 230V229H240ZM245 230V229H244ZM40 231H43V232H40ZM50 231V230H49ZM90 231V229H89ZM87 231V232H89ZM92 231V230H91ZM112 231V230H111ZM251 231V230H250ZM51 232V231H50ZM53 233V232H52ZM57 233V232H56ZM135 233V232H133ZM146 233V232H145ZM148 233V232H147ZM239 233H242L241 231ZM55 234V233H53ZM141 234V233H140ZM159 234V233H158ZM238 234V233H237ZM246 234V233H245ZM248 234V233H247ZM260 234V233H259ZM263 234V233H262ZM58 235V233L56 234ZM112 235V234H111ZM110 235V237H111ZM117 235V234H116ZM149 235V234H148ZM241 235V234H240ZM250 235V234H249ZM47 236V240H45V237ZM109 236V235H108ZM107 236V239H109ZM156 236V235H155ZM57 237V236H55ZM113 237V236H112ZM111 237V238H112ZM227 237V236H226ZM231 237V235L229 236ZM249 237V236H248ZM252 237V235H251ZM260 237V236H259ZM258 237V238H259ZM262 237V236H261ZM95 238V236H94ZM110 238V239H111ZM160 238V237H159ZM232 238V237H231ZM253 238V237H252ZM37 239L39 240V242L37 241ZM120 239V238H119ZM223 239V238H222ZM261 239V238H259ZM104 240V239H103ZM121 240V239H120ZM119 240V241H120ZM185 240V239H184ZM253 240H256V239H253ZM263 240V239H262ZM112 241V240H110ZM146 241V240H145ZM148 241V240H147ZM181 241V240H180ZM252 241V240H251ZM37 242V243H36ZM128 244V243H127ZM165 244V243H164ZM219 244V242H218ZM135 245V244H134ZM140 245V244H139ZM173 245V244H172ZM4 246V245H2ZM133 246V245H132ZM150 246V245H148ZM154 246V244H153ZM220 246V245H219ZM145 247V246H144ZM174 247V246H173ZM255 247V245H254ZM259 247V246H258ZM151 248V247H150ZM156 245H155V248L156 249ZM245 248V246H244ZM243 248V249H244ZM124 249V248H123ZM121 249V251L124 252V250ZM136 249V248H135ZM160 249V248H158ZM250 249V248H249ZM148 250V249H146ZM236 249H231V250H226L224 252V255L226 256L227 253H234ZM253 250V249H252ZM137 251V250H136ZM167 251V250H166ZM244 251V250H243ZM245 253L249 254L251 253V251H248L247 248H245ZM138 252V251H137ZM145 252V251H143ZM264 252V251H263ZM142 253V254H141ZM258 253V252H257ZM118 254V255H117ZM237 254V253H236ZM252 254V253H251ZM174 255V254H173ZM242 255H244V253H242ZM259 255V254H258ZM168 256V255H167ZM181 256V255H180ZM186 256V255H185ZM250 256V255H249ZM252 256V255H251ZM262 256V255H261ZM169 257V256H168ZM8 258V257H7ZM182 258V257H181ZM166 260H163L162 263H166L168 264V262H171L169 259L165 258ZM179 259V258H178ZM44 260V259H43ZM205 260V259H204ZM39 262V263H38ZM174 263H176L174 261ZM246 263V262H245ZM32 264V263H31ZM172 264V263H171ZM180 264V263H179ZM183 264H193L192 262H183ZM205 264V262L203 263ZM244 264V263H243ZM246 264H249V263H246ZM252 264H261V263H252Z\"/></svg>","mask_w":264,"mask_h":264},{"label":"water","instance_id":"water-1","mask_svg":"<svg viewBox=\"0 0 264 264\" xmlns=\"http://www.w3.org/2000/svg\"><path fill=\"white\" fill-rule=\"evenodd\" d=\"M69 3L82 8L75 21L76 27L82 37L103 50L102 55L86 57L74 47H49L46 42L35 38L29 23L33 13L45 8V2L4 0L0 3V70L36 68L48 77H51V70L56 76L77 78L80 82L86 81L91 73H98L115 85V93L119 97L121 78L125 81V88L130 89L134 73L146 69L139 61L142 55L135 52L129 43L130 18L106 0H69ZM85 52H91V49ZM247 83L243 79L231 85L217 99L238 95L255 106L256 101L248 94ZM47 101L45 98L40 103ZM112 131L101 133L91 146L81 151L82 157L89 161L97 160L102 154V142L113 135ZM56 145L57 142L53 141L50 148L31 150L22 138L0 133V245H8L19 257L24 256L26 249L24 239H29L32 226L29 222L40 210L13 206L5 201L2 196L6 188L2 160L11 158L30 174L72 171L74 166L59 158Z\"/></svg>","mask_w":264,"mask_h":264}]
</instances>
